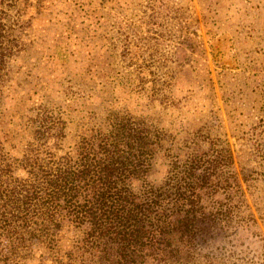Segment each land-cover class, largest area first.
I'll list each match as a JSON object with an SVG mask.
<instances>
[{"label":"rangeland","instance_id":"374dc122","mask_svg":"<svg viewBox=\"0 0 264 264\" xmlns=\"http://www.w3.org/2000/svg\"><path fill=\"white\" fill-rule=\"evenodd\" d=\"M0 15L19 43L0 81L11 154L22 156L39 113L62 128L46 145L58 155L110 132L119 113L142 120L155 183L213 141L229 147L249 209L240 207L236 230L218 231L220 222L216 241L197 237L195 248L167 251L164 264H264V252L246 248L260 245L255 232L264 239V0H0ZM243 169L254 172V198ZM84 229L64 220L57 248L12 250L3 237L0 264H119L113 251L79 248Z\"/></svg>","mask_w":264,"mask_h":264},{"label":"trees","instance_id":"16d2710c","mask_svg":"<svg viewBox=\"0 0 264 264\" xmlns=\"http://www.w3.org/2000/svg\"><path fill=\"white\" fill-rule=\"evenodd\" d=\"M1 17L0 81L7 56L19 47ZM43 114L33 119L31 138L20 141L21 157L11 154L0 130V239L7 248H57L56 235L67 219L85 228L79 248L113 251L119 264H164L167 251L195 248L197 237L209 234L216 241L220 222L218 231L236 230L240 207H250L229 147L213 141L206 152L185 158L180 170L172 163L164 181L155 183L146 177L153 134L142 120L115 115L110 132L80 137L74 156L46 146L52 137L59 141L62 128ZM245 169L254 198V172ZM249 218L255 221L251 210ZM254 235L260 245L246 248L264 252L262 235ZM244 252L237 250L239 260L249 257Z\"/></svg>","mask_w":264,"mask_h":264}]
</instances>
